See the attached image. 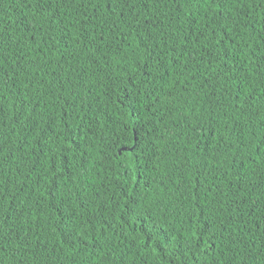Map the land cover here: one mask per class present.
<instances>
[{
	"label": "trees",
	"instance_id": "trees-1",
	"mask_svg": "<svg viewBox=\"0 0 264 264\" xmlns=\"http://www.w3.org/2000/svg\"><path fill=\"white\" fill-rule=\"evenodd\" d=\"M0 264H264V0H0Z\"/></svg>",
	"mask_w": 264,
	"mask_h": 264
},
{
	"label": "water",
	"instance_id": "water-1",
	"mask_svg": "<svg viewBox=\"0 0 264 264\" xmlns=\"http://www.w3.org/2000/svg\"><path fill=\"white\" fill-rule=\"evenodd\" d=\"M123 150H126V149H123Z\"/></svg>",
	"mask_w": 264,
	"mask_h": 264
}]
</instances>
